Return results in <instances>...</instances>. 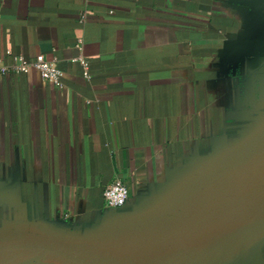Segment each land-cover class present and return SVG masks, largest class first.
Segmentation results:
<instances>
[{"label": "crops", "instance_id": "0c3cea01", "mask_svg": "<svg viewBox=\"0 0 264 264\" xmlns=\"http://www.w3.org/2000/svg\"><path fill=\"white\" fill-rule=\"evenodd\" d=\"M257 9L254 0H0V66L43 55L64 85L35 70L0 77V230L85 234L127 218L263 122ZM116 180L129 198L107 208Z\"/></svg>", "mask_w": 264, "mask_h": 264}, {"label": "water", "instance_id": "95a60500", "mask_svg": "<svg viewBox=\"0 0 264 264\" xmlns=\"http://www.w3.org/2000/svg\"><path fill=\"white\" fill-rule=\"evenodd\" d=\"M262 248L264 121L127 218L85 234L0 230V264H264Z\"/></svg>", "mask_w": 264, "mask_h": 264}, {"label": "built area", "instance_id": "2783aa9c", "mask_svg": "<svg viewBox=\"0 0 264 264\" xmlns=\"http://www.w3.org/2000/svg\"><path fill=\"white\" fill-rule=\"evenodd\" d=\"M7 55L11 52L7 51ZM78 62L84 67V70H88V63L83 59H78ZM35 70L40 74L41 78L59 90L64 88L62 78L63 72L53 62L47 60L45 56L38 55L33 61L29 62L22 56H15L14 63L12 65L0 66V77L8 76L10 74H27ZM129 198V191L127 187L119 180L114 181L104 190V199L107 208H120L123 207Z\"/></svg>", "mask_w": 264, "mask_h": 264}]
</instances>
